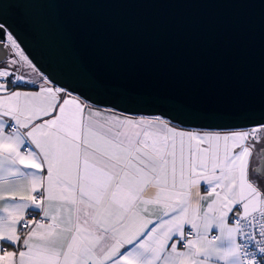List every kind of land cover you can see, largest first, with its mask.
Wrapping results in <instances>:
<instances>
[{"label":"snow or ice","instance_id":"snow-or-ice-1","mask_svg":"<svg viewBox=\"0 0 264 264\" xmlns=\"http://www.w3.org/2000/svg\"><path fill=\"white\" fill-rule=\"evenodd\" d=\"M0 264H264V115L95 99L0 18Z\"/></svg>","mask_w":264,"mask_h":264},{"label":"water","instance_id":"water-1","mask_svg":"<svg viewBox=\"0 0 264 264\" xmlns=\"http://www.w3.org/2000/svg\"><path fill=\"white\" fill-rule=\"evenodd\" d=\"M0 18L95 99L192 125L264 115V0H0Z\"/></svg>","mask_w":264,"mask_h":264}]
</instances>
